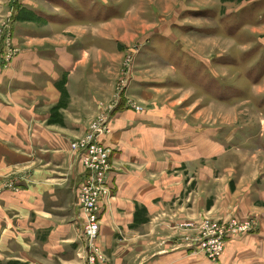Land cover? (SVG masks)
<instances>
[{
	"label": "rangeland",
	"instance_id": "obj_1",
	"mask_svg": "<svg viewBox=\"0 0 264 264\" xmlns=\"http://www.w3.org/2000/svg\"><path fill=\"white\" fill-rule=\"evenodd\" d=\"M73 1L0 0V78L23 51L50 49L78 55L87 53L86 78L93 86L97 85L96 110L74 114L72 109L75 110L80 102L69 93V79L66 77H62L64 80L58 88L60 100L49 110L48 126L53 129L66 127L67 114L71 115L70 119L74 117L67 125L72 123L82 130L75 133V137L69 136L71 156L73 154L78 158L73 144L92 135L103 123L109 125L110 133L107 135L112 134L111 123L115 115L123 110L172 117L179 126L198 129L204 134L229 128L235 132L246 128L264 133L263 106L260 101L257 102V97L263 94L259 91L264 89V85L258 91L251 85L261 77L249 78L264 73V41L247 44L245 48L250 51L242 53L243 41L264 37V30L259 34L253 29L264 22V2L97 0V4H90V0H81L83 2L79 5H72ZM106 2L114 8L100 9L99 6H106ZM53 6H66L69 19L80 23L87 19L99 22L112 15L121 16L100 27H77L80 31L73 26L50 28L44 19L59 21V15L64 14ZM163 34V41L156 38ZM174 39L179 44L182 42L189 48L197 49L203 58L209 59L222 79L215 77L211 67L203 66L200 59L189 64L193 68L187 67L183 59L175 56L181 49L175 46ZM152 46L157 47L154 51L158 53V58L177 66L185 83L171 69L163 68L161 60L143 57L142 53ZM84 49L86 51L82 52ZM226 54L230 59L222 65L224 60L219 58ZM227 64L232 69L226 68ZM191 71L195 77L184 75ZM136 79L162 85L139 90L134 87ZM90 84L87 83V86L90 87ZM187 85L199 89L201 93ZM243 90L249 93L245 99ZM229 100L232 102L222 104ZM193 130L189 132L196 133ZM169 150L163 152L151 147L152 164L165 170L159 169L158 174H153V184L159 188L158 194L154 195L155 214L149 215L142 208L145 206L137 203L134 224L154 223L158 242L171 248H187L189 239L200 240L212 231L222 230L228 234L222 255L226 264H256V258L264 259V153L224 147L214 148L211 153H197L195 147H188L186 152L177 148ZM111 163L113 166V156ZM26 168L24 170L28 171ZM21 170L16 166L8 176L0 179V213L5 215L6 220L12 214L8 213L6 200L1 195L4 191L22 193L21 183L29 175ZM79 190L78 187V193ZM113 194L111 189L110 194L100 201L98 215L101 226L105 208L112 206ZM0 219L3 221L4 217L0 216ZM6 227L7 224L1 222L0 264H52L48 252L43 250L40 231L22 239V244L29 246V251L18 254L15 238H9ZM234 239L237 240L232 243ZM100 240L98 232L92 247H79L72 264H85L91 255L95 256V264H107L109 260L100 246ZM190 251L209 260L202 249Z\"/></svg>",
	"mask_w": 264,
	"mask_h": 264
},
{
	"label": "crops",
	"instance_id": "obj_2",
	"mask_svg": "<svg viewBox=\"0 0 264 264\" xmlns=\"http://www.w3.org/2000/svg\"><path fill=\"white\" fill-rule=\"evenodd\" d=\"M83 1L74 0L71 4L79 5ZM256 1L264 2V0L253 2ZM106 3V6H99L100 9L114 8L111 3ZM90 4H97V0H90ZM55 10L64 13L59 15V21L44 20L50 28L57 29L68 26L84 27V25L96 28L121 16V14L112 15L99 22L87 19L83 21L84 23H80L73 21L72 18L69 19L70 15L66 6H56ZM42 11L46 13L49 10ZM77 29L80 31V28ZM253 29L256 33H263L264 22ZM188 35L193 34L188 33ZM163 36L165 34L158 35L156 38L163 41ZM196 36L210 39L208 36ZM37 37L34 38L37 39ZM262 40L264 41V37L254 38L253 41H243L242 53L250 51L249 48H245L247 44L260 43ZM173 43L181 49L179 55L175 56L183 59L187 67L193 68L189 64L195 59H200L203 61L201 62L203 66L211 67L215 77L222 79L212 68L209 59L203 58L197 49L189 48L182 42L179 44L175 39ZM237 43H240L239 40ZM156 48L155 46L147 48L142 53L143 57L161 60L160 65L163 68L171 69L175 76L185 83L182 81V75L177 66L157 57L158 53L154 51ZM227 54L219 58L224 60L222 65L230 59ZM86 56V52L78 55L75 52L63 50L60 52L50 49L37 50V52L23 51L11 62L10 69L0 78V179L8 176L16 166L21 167L22 172L27 166L28 171L25 173L29 175L26 176L27 178L24 176L21 183L22 193L4 191L5 193L1 195V198L6 200L10 211L8 213L12 215L6 220L5 215L0 213V216L4 217L3 221L0 219V224L1 222L7 224L5 229L9 232V238H15L18 254L29 251V246H24L22 239L27 238L34 231H40L43 237V250L48 252L52 264L59 262L60 264H72L78 253L77 249L84 246V220L77 204L78 187L84 173L79 159H76L73 154L71 156L68 142L69 136L75 137V133L82 130L72 123L67 125L68 121L74 120V117L70 119L71 115L67 116V114L65 116L66 127L62 129H53L47 123L50 120L49 110L61 98L58 88L64 80L62 77L69 79L67 89L72 97L80 102L75 110L72 109L74 114L78 111L84 114L86 111L91 113L96 110L98 94L95 89L97 85L93 86L87 81L89 78H86ZM225 67L232 69L230 64ZM80 75L83 76L79 77ZM184 75L195 77L193 71ZM249 78L250 80L260 78L251 85L258 91L264 85V73ZM93 81L92 79L90 82ZM160 85L162 83L150 80L136 79L134 82V87L139 90H147L151 86ZM187 86L201 93L199 89ZM259 92L263 94L257 97V102L262 103L264 112V89ZM248 94L243 90V99L247 98ZM212 101L217 102V100ZM230 102L232 101L222 102V104L227 105ZM111 125L113 126L112 134L104 136L101 140L112 150L113 156L109 187L113 190L114 198L112 206L108 205L105 208L100 231V246L108 257L107 264H226V261L222 259L223 256L217 263H213L202 254H193L183 246L163 247L157 240L154 223L134 224L137 203L144 205L145 207L142 208L149 215L155 214L154 195L158 194L159 188L153 184V174L165 170L152 164L151 147H156L163 152L170 148L186 152L188 147H195L197 153L198 151L211 153L214 148L224 147L238 148L243 152L257 151L263 154V131L244 128L235 132L234 129L229 128L204 134L198 129L179 126L172 117H164L158 113H141L135 110L119 111ZM192 130L196 133L189 132ZM159 169L160 171H157ZM236 240H232V243ZM255 260L256 264H264L262 257Z\"/></svg>",
	"mask_w": 264,
	"mask_h": 264
},
{
	"label": "built area",
	"instance_id": "obj_3",
	"mask_svg": "<svg viewBox=\"0 0 264 264\" xmlns=\"http://www.w3.org/2000/svg\"><path fill=\"white\" fill-rule=\"evenodd\" d=\"M110 133L107 122L96 128V131L80 142L73 144L83 169V179L77 194V204L82 211L83 248L89 249L94 244V239L100 232V201L111 192L109 175L113 169L111 163L112 150L102 143V138ZM232 235V234H231ZM230 235V236H231ZM228 234L222 230L212 231L211 234L200 240H190L186 245L190 250L202 249L209 260L217 262L225 252ZM85 264H95V256L91 255Z\"/></svg>",
	"mask_w": 264,
	"mask_h": 264
}]
</instances>
